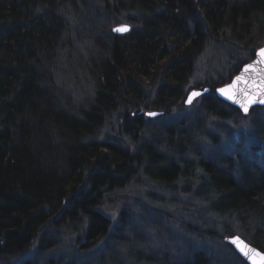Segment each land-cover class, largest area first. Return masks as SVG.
I'll list each match as a JSON object with an SVG mask.
<instances>
[{
  "label": "trees",
  "instance_id": "trees-1",
  "mask_svg": "<svg viewBox=\"0 0 264 264\" xmlns=\"http://www.w3.org/2000/svg\"><path fill=\"white\" fill-rule=\"evenodd\" d=\"M62 1L75 4L76 11L84 8L86 16L54 19L49 15L55 11L53 0H0V28L5 34L0 38V258L21 256L36 240L41 249L53 245L44 230L58 221L59 227L73 233H79L85 221L84 234L91 242L108 235L111 222L99 211L103 199L94 190L107 185L113 174L130 176L131 165L126 161L136 158L148 167L141 174L153 184L170 185L178 180V172L180 178L191 174L194 168L186 157L197 152L191 134L182 140L185 149L177 150L169 129L163 130L152 142L136 145L134 155V148L127 153L99 145L100 138L107 135L100 130L113 115L124 116L121 102L130 101L137 94L133 90L155 96L166 108L182 105L187 88L185 79L178 78L183 67L162 68L166 74L170 72L172 85L177 87L165 89L159 78L146 77L158 69L157 61L182 56L194 60L198 48L205 51L208 42L224 45L228 50L225 58L231 61L264 44V0H124L155 17L145 21L140 34L138 29L124 37L111 33L113 22L106 17L120 12V0ZM90 9H95L92 15ZM82 48L86 52L83 72L100 91L95 92L88 108L71 111L63 105L65 92L51 72L55 74L56 61L65 52L83 58ZM101 60L103 64L98 66ZM212 109L207 99L199 107L208 122H219ZM127 111L135 123L127 125L129 133L147 125L143 117L134 119V112ZM83 142L89 146L84 147ZM92 168L103 173L96 175ZM202 169L208 174L218 172L214 178L228 188L218 190L226 195L227 206L219 210L228 218L226 226L233 223L259 240L264 250V178L248 175L249 180L239 182L237 176L224 181L220 171ZM138 176L134 174L130 180L139 182ZM83 177H88L92 189L87 195L77 191ZM249 219L261 224L260 231L248 229ZM117 232L114 229L109 235L117 236ZM124 233L117 236V243L145 264H191L185 258L170 261L138 252L129 245V230ZM97 260L95 264H108L100 257ZM192 264L212 263L198 256Z\"/></svg>",
  "mask_w": 264,
  "mask_h": 264
},
{
  "label": "bare ground",
  "instance_id": "bare-ground-1",
  "mask_svg": "<svg viewBox=\"0 0 264 264\" xmlns=\"http://www.w3.org/2000/svg\"><path fill=\"white\" fill-rule=\"evenodd\" d=\"M53 1H56L54 4L55 11H52L49 15L54 19L58 16L62 20L66 18V16H86L83 10L84 8H81V11L78 10L80 11L78 12L76 11L77 6L73 3H66L62 0ZM114 2L115 0H112L111 3ZM119 3L123 5L120 12L115 13L116 11H114L112 12V16L110 14L106 16L113 22L111 33L115 36L124 37L138 29L137 33L140 34L144 29L142 25L145 24V21L155 18L152 14L144 12L142 8L139 9L136 5L137 8H134L130 1L126 2L120 0ZM92 11H95V9L89 10L90 15H92ZM118 27H127L128 30L123 32L114 31V29ZM3 32L4 31L0 28V38L5 35ZM180 36L182 35L180 34ZM260 49H264V44L257 47L252 54L249 53L245 56L240 55L237 56L236 60L225 61L221 58L225 57L228 51L224 48V45L221 44L220 47H217L208 42L206 45L207 51L198 48L199 52L195 54L194 60L182 56L173 61L168 60L163 63L157 61L158 69H155L154 73L146 77L150 78L151 76H155L159 78L160 81L165 83L163 84L165 89L176 87L172 85V80L174 78L171 79L169 76V71L172 69L171 67H183L181 72L182 75H180V77L177 75L176 77H179L178 79L181 78V80L185 79L186 82L187 89L185 97L182 100V105L179 107L178 104H170L171 106L169 105L166 108L155 99V96L141 90H133L137 94H134V97H132L130 101L125 99L121 102L120 111L122 112L123 109L126 111L124 116L120 118L116 114L113 115L111 121H107V124L100 130V133H105L107 135L100 138L99 145L114 147L127 153L134 148V155L136 154V145L139 143L146 144L152 142L153 136H156L157 133L163 130L169 129L171 144L177 150L185 149L182 145V140L187 134H191L194 139L191 140L194 141V149H196L197 152L193 151L186 157L190 166L194 168V171L182 178H180V172H178V180L176 182L170 185L151 183L145 178L144 174H141V172L148 167H143L136 158H133L128 162L126 161V164L131 165L129 169L130 176L134 174L139 175L136 179H139V182L133 183V181L130 180V176H116L113 174L107 185L99 186L94 190L99 191V198L103 199V203L99 208L112 209L115 206V209H118L119 206L123 204L124 200L130 199V194L128 193L130 191L134 192L133 189L135 186L140 185L144 187V194L149 198L150 203H148L147 206L144 205L141 212L140 210L138 212L129 211L130 209L127 206L124 207L125 209H121V214H126L124 220L130 226V228L128 227L129 234H135L136 238L139 237L141 240L145 241L143 246L140 248L138 246V248H136L138 252L146 253V255L149 256L153 254L156 258H168L170 261L185 258L189 260L191 264L196 261L198 256L203 257L206 262L210 261L212 264L216 263L217 260L220 264H255L239 250L237 243L232 242L233 238H238L239 242H243V244L248 245L250 249L264 255V250L259 247V240L252 235L242 232L240 229L236 228L233 223L229 224L228 227L226 226L225 223H227L228 218L219 213L220 209L227 206V203L224 201L226 195L224 192L221 193L218 190H221V186H223L224 189L228 188H226L224 183L220 185L218 180L214 178L218 172H211L208 174L202 169L206 167L214 169L215 171H220V173L223 174L224 181H233L238 176L239 182H241V180L244 178L246 179L248 175L260 179L264 178V103H260V100L264 99V96L256 99L255 102L258 103L249 107L248 111L245 112L238 107L221 101L217 94L219 89L229 86L247 65L253 63L257 59ZM82 51L84 54V48H82ZM209 54H214L216 57L217 54L221 56L217 57L216 62L223 64L220 65V67L216 65L210 66L212 68H207L205 65L203 70H201V62L204 57H208ZM68 58L74 61V55L73 57L70 54L60 56L56 61L58 66L54 70L55 74L51 72L54 79H59V81L56 80L57 86L63 89L66 94L63 93V105L71 111L76 110V107L80 109L88 108L92 98L95 99L96 97L95 92L100 91V89L92 86L87 88L88 92L85 89L79 92V88L75 91L71 86H63L60 83V79L63 78L60 67L64 59L66 60ZM76 58L77 62H73L72 64H70L71 62L67 63L70 64L68 66V74L71 77L70 81L77 85H92L89 79L80 76L85 69L83 65L84 62L86 63L85 58L79 56ZM152 61L154 62V60ZM184 63L188 65H184ZM101 64H103L102 60L97 65L99 66ZM46 66H48V72H50L51 63H49L48 60ZM186 66L189 67L187 68ZM221 66L222 69L224 68L223 70ZM164 67L171 68L167 74L162 70ZM212 71H215L216 74L219 73L218 75L214 72L212 74ZM188 74H191L189 79L186 78ZM83 75L86 74L83 72ZM193 92H199L201 95L199 97L196 96L194 101L189 104L188 99ZM142 99L144 102H140ZM204 99L211 102L213 106L211 114L219 118V122L215 120H213V122H208L206 114L199 110L201 105L198 107V111L193 110L196 101H204ZM152 104H156L159 107L155 106L146 110ZM160 107L162 109H159ZM169 107L171 108L170 110ZM127 109L134 112L132 114L134 119L143 117L147 125L143 128L134 129L129 133L127 125H134L135 123ZM150 113H154L155 115H149ZM247 118H250V127L252 131L236 134L234 128L237 123ZM118 120L119 123L115 124ZM210 124H218V127L216 126L217 129L211 128L210 126L212 125ZM83 145H85L84 147L89 146L85 142H83ZM177 160L180 162L181 159L177 157ZM229 166L235 171L229 170ZM91 170L96 175H101L103 173L99 168H92ZM114 180L115 183L113 186ZM79 183L78 192L81 191L83 194L85 193V195H87L88 192L92 191L90 182H88V177H83L82 180L80 179ZM241 185H244V183ZM244 187L246 186L244 185ZM165 194L167 197H173L166 201L169 205L180 203L181 206L177 205L180 208L183 207V203L186 205L185 202L179 199V195L184 196L185 199H187L186 197L194 198L195 201L200 202V205H190L192 209H195L193 212L194 215L189 213L177 219L172 213L155 207H165L164 199L162 198ZM103 213L111 222V219L105 212ZM53 216L49 218L51 221ZM166 218L174 219L176 223L167 227L165 231L161 229V221H165ZM121 221H123V219L121 220L120 218L118 223ZM58 222H55L52 227H59L60 224L58 225ZM262 222H264V220H262ZM247 225L248 229L252 231H260L261 224L254 223L251 219L247 221ZM49 227H51V225H49L48 228ZM114 229H117V227ZM191 237H193V239H191ZM83 238L86 245L81 248L86 249L85 247H88L92 251H95V249L100 251V258L108 264H145L135 257L134 252L122 248L116 241L118 239L117 236L106 234L94 242H91L85 234ZM155 239L158 241L157 244H155ZM85 251L87 250L82 252ZM95 253L97 252L93 254ZM0 264H10V262H0ZM19 264L29 263L24 261Z\"/></svg>",
  "mask_w": 264,
  "mask_h": 264
},
{
  "label": "rangeland",
  "instance_id": "rangeland-1",
  "mask_svg": "<svg viewBox=\"0 0 264 264\" xmlns=\"http://www.w3.org/2000/svg\"><path fill=\"white\" fill-rule=\"evenodd\" d=\"M70 53V52H68ZM207 53V52H206ZM71 54V53H70ZM85 55L83 56V58L86 59V52L84 53ZM67 55V53H63L61 56H65ZM73 57V56H72ZM78 57V56H76ZM76 57H74V61L71 59H64L63 64H61V69L62 73H63V78L60 79V83L62 85L65 86H71L75 91L78 90L77 88H79V92L82 91V89H85L88 92L87 88L92 87L90 86H83V85H77L76 83L70 81L71 77L68 74V66L70 64H72L73 62H77L76 61ZM225 61L226 58L224 57ZM217 57L214 54H209L208 57H204L203 61L201 62V66L200 69L203 70V68L205 67V65L208 67L212 66V65H216L217 67L220 65H222L223 63H218L216 62ZM224 61V62H225ZM68 62H71L70 64H67ZM208 64V65H207ZM74 65V64H73ZM212 68V67H210ZM222 69V66H221ZM220 69V70H221ZM224 69V68H223ZM222 69V70H223ZM216 74L215 71H212ZM219 73V72H218ZM218 73L216 75H218ZM82 78L85 77L86 75H83V71L82 74L80 75ZM203 103V101L199 100L196 101V103L193 106V110H197L198 107ZM198 111V110H197ZM192 113V112H191ZM194 116V115H192ZM250 118L247 119H243L240 122L237 123V125L234 128V131L237 133L240 132H251L252 129L250 127ZM212 126H210L211 128H216V125L214 124H210ZM232 128V127H231ZM150 190V189H148ZM134 192H129L128 194H130V199L129 200H124L123 204H121L119 206L118 209H115V206L112 209H107V208H101L102 212H105V214L111 219L112 225L109 231V234L114 230L115 227H117L118 232H117V236H125L124 232H126L128 230L129 224L123 219V221L119 222V219L126 216V214H121V209H123L125 206L129 207V211H139L141 212L143 206H147L149 202V198L146 197V195L144 194V187H141L140 185L135 186V188L133 189ZM127 193V192H126ZM125 193V194H126ZM160 193V192H159ZM163 195V194H161ZM179 199L183 202L186 203V205L183 203V207H179L177 205H180V203L177 204H173V205H169L166 201L169 199H172L173 197H167V195L165 194L162 198L164 199V206L165 207H158L155 206L157 208H159L160 210H166L169 213H172L174 217H176L177 219H179L181 216L183 215H187L189 213L194 212L195 209H192L190 205H197L199 206L200 202L199 201H195L194 198H189L186 197L187 199H185L184 196H178ZM125 209V208H124ZM99 210V209H98ZM100 211V210H99ZM194 215V214H193ZM68 223V222H67ZM174 222V219H168L166 218V220L161 221V229H164L166 231L167 227H170ZM86 222H83V227L79 228V233H73L71 231H73L70 228H61V227H57L56 229L54 227H49L46 228L44 231H48L49 232V239L48 242L49 243H54L53 245H48L45 246L43 249L40 248L39 246V240H36L29 248L26 249V251L22 254V256L20 257H15V258H0V262L1 263H7L10 262V264H19L21 262H28L29 264H95L98 263L97 257H101V252L97 251L95 249V251H92L90 248L85 247L86 249H82V246H85V240L83 238L84 236V231L86 229L85 226ZM126 229V230H125ZM127 238V237H126ZM191 239H193V237H191ZM130 240L131 242L129 243V245L133 246L135 249L141 247L144 245V240H141V238H136L135 234H131L130 233ZM158 241H156L155 239V244H157ZM89 244V243H88ZM84 250H89V252L85 255H83ZM94 252H97L95 254H93ZM100 253V254H99ZM32 261V263H31Z\"/></svg>",
  "mask_w": 264,
  "mask_h": 264
},
{
  "label": "water",
  "instance_id": "water-1",
  "mask_svg": "<svg viewBox=\"0 0 264 264\" xmlns=\"http://www.w3.org/2000/svg\"><path fill=\"white\" fill-rule=\"evenodd\" d=\"M259 60H261V57L258 55L257 59L253 63H251V64L256 65V69H257L256 71L245 72V70H243L240 73V75H238L229 86L222 88V89H226V90L230 89L231 94L234 96V99H229L228 96H226L225 94H223L220 91V89L217 92L218 97L220 99H222L223 101H225V102H227V103H229L235 107L240 108L242 111H244V110L241 107V104L248 103L249 96H254V100H256L260 97H263L264 91H260V81L262 78H264V71H260V70L264 69V63H257ZM238 77H242L243 80L237 81ZM245 81H247V82L245 83ZM234 84L236 85V87L231 88V86ZM197 93H199V92H197ZM199 96H197V97H199ZM194 99H195V97H192L191 103L194 101ZM191 103H189V104H191ZM256 103H258V102L251 103L249 105V107H252ZM255 253H257V251H254L253 253L251 252L250 256H247L248 259L253 261L255 264H264V262L261 261L260 257L256 256ZM261 255H263V254H261Z\"/></svg>",
  "mask_w": 264,
  "mask_h": 264
},
{
  "label": "snow or ice",
  "instance_id": "snow-or-ice-1",
  "mask_svg": "<svg viewBox=\"0 0 264 264\" xmlns=\"http://www.w3.org/2000/svg\"><path fill=\"white\" fill-rule=\"evenodd\" d=\"M127 27H118L116 29H114V31H117V32H123V31H127ZM258 55L261 57V60H259L257 63H264V49H260L259 52H258ZM245 72H249V71H256V65L255 64H250L248 66L245 67ZM260 71H264V69H261ZM243 80L242 77H238L237 78V81H241ZM247 81H245L246 83ZM236 85H232L231 88H235ZM220 91L225 94L226 96H228L229 99H234V96L231 94V91L230 89L226 90V89H220ZM260 91H264V78L261 79L260 81ZM200 93H197V92H193L191 94V96L189 97L188 99V102L191 103L192 101V97H196V96H199ZM255 102L254 100V96H249L248 98V103L246 104H241V107L243 108V110L245 112L248 111V107L251 103ZM260 103H264V99H261L260 100ZM149 115H155L154 113H150ZM233 243H237L238 244V247H239V250L245 255V256H250V253L251 252H254L255 250L253 249H250L248 245L246 244H243V242H239L238 238H233ZM256 256L260 257L261 261L264 262V255H261L260 253H255Z\"/></svg>",
  "mask_w": 264,
  "mask_h": 264
}]
</instances>
